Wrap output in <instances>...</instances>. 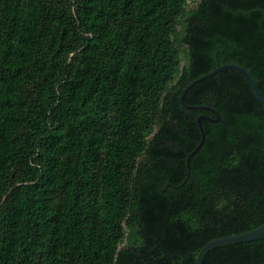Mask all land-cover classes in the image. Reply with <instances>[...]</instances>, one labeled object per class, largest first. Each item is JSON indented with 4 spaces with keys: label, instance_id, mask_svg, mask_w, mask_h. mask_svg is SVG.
<instances>
[{
    "label": "trees",
    "instance_id": "trees-1",
    "mask_svg": "<svg viewBox=\"0 0 264 264\" xmlns=\"http://www.w3.org/2000/svg\"><path fill=\"white\" fill-rule=\"evenodd\" d=\"M229 63L264 95V0H0V264H195L264 224V103L234 68L181 102Z\"/></svg>",
    "mask_w": 264,
    "mask_h": 264
},
{
    "label": "water",
    "instance_id": "water-1",
    "mask_svg": "<svg viewBox=\"0 0 264 264\" xmlns=\"http://www.w3.org/2000/svg\"><path fill=\"white\" fill-rule=\"evenodd\" d=\"M228 68H234L239 70L241 73H243V75L246 77V79L249 81V83L251 84L255 95L258 97V99L264 103V95L260 92V90L257 87V84L255 82V80L253 79V77L250 75V73L243 68L242 66H240L239 64H235V63H229V64H224V65H219L217 68H215L214 70H212L211 72H208L207 74L197 78L196 80H194L192 83H190L185 90L183 91L182 95H181V102L182 104H184L187 108H201V106H192V105H188L187 103H185V95L187 93V91L193 87L195 84H197L198 82H200L201 80L212 76L216 73H218L219 71H222L224 69H228ZM220 116L218 114L217 118L212 119L207 117L206 115H200L198 117V124L199 127L201 129L202 132V139L200 141V143L198 144V146L195 148V150H193L188 157L187 163H188V168L190 169V159L191 156H193L203 145L204 141H205V132L204 129L202 127V120L203 119H208L211 121H215L217 122L219 120ZM264 238V224L253 228L251 230L242 232V233H238V234H231V235H226V236H222L219 238H215L211 241H209L205 246H203V248L199 251L197 259L195 264H203L205 256L207 255V253L209 251H211L212 249L222 246V245H227V244H233V243H239V242H247V241H253V240H257V239H261Z\"/></svg>",
    "mask_w": 264,
    "mask_h": 264
}]
</instances>
